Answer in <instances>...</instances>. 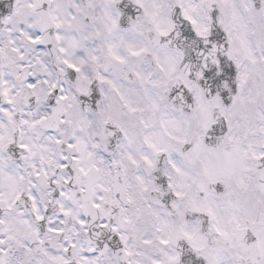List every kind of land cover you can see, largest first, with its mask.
<instances>
[{
  "label": "snow or ice",
  "instance_id": "1",
  "mask_svg": "<svg viewBox=\"0 0 264 264\" xmlns=\"http://www.w3.org/2000/svg\"><path fill=\"white\" fill-rule=\"evenodd\" d=\"M0 264H264V0H0Z\"/></svg>",
  "mask_w": 264,
  "mask_h": 264
}]
</instances>
